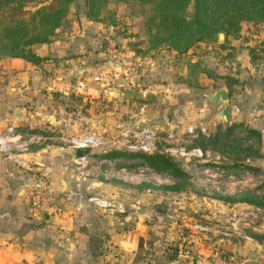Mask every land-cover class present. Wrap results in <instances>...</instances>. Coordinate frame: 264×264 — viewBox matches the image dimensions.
<instances>
[{
    "label": "rangeland",
    "instance_id": "rangeland-1",
    "mask_svg": "<svg viewBox=\"0 0 264 264\" xmlns=\"http://www.w3.org/2000/svg\"><path fill=\"white\" fill-rule=\"evenodd\" d=\"M46 1L24 5L22 14L28 16L29 11ZM84 2L74 0L68 17H87ZM18 12L16 7H6L3 17ZM112 13L113 17H129L128 25L134 26L129 33H136L135 38L129 40L121 37L128 29L122 26L128 22L115 29L93 28L85 41L79 40L83 47L88 46V49L93 50L87 62L89 67L83 73H76L73 69L70 75L73 76L64 91L51 82L52 77L44 81L46 84L37 75L35 80L28 79L27 83L17 85L18 78L13 73L4 74L0 71V96L3 97L0 98V112H13L22 104L9 97L27 95L25 107L35 115H46L40 117V126L36 124L44 132L41 134L46 136L40 140V147L36 150L40 154L46 151L51 154L49 150L55 148L52 154L60 157L61 163L75 154L74 145L79 142L80 136L98 135L101 141L87 150L88 157L94 159L90 175L81 178L78 173L66 170L63 164L60 165L62 173L74 175L77 181L102 177L107 183L97 185L100 190L126 188L132 195L128 206L135 202L134 190L142 191L138 204L143 208L159 210L160 214L165 215L164 222L175 221L184 243H194L197 247L193 248L194 251L206 257V264H211L215 255L230 253L232 243H242L247 239L249 228L264 231V205L254 206L239 200L245 195L261 197L264 194V190L259 188L264 182V138L260 134L249 135L245 129L247 124H252L260 127V131L264 130V61H256L258 57H251V49L259 52L264 45V23H243L242 32L227 36L220 32L219 42L199 43L186 52H174L166 47L148 51L147 64L135 68L133 51L142 50L146 38L141 20L143 10L135 3L124 4L112 0L106 10H102V14L112 17ZM105 35H113L119 41L124 53L122 60L130 64H123L124 68L134 67L127 80L120 79V75L113 76L111 80H96L92 77L96 64L106 60L104 55L94 54L106 49ZM39 45L34 44L32 49L35 50ZM125 46L128 49L125 50ZM47 53L49 62L56 64L59 56L52 50ZM110 66L108 64L104 68ZM50 72V75L54 73L53 76L57 73L54 68ZM135 73L140 75V80L136 81ZM230 74L237 78V82L229 94L231 108L235 109L230 118L232 122L229 123L241 125L236 131L224 136L220 134L219 139L214 140L212 134L216 132L218 135V128L221 131L224 124L218 122L215 126L214 121L209 120L213 116L208 114V102L205 98L200 99L196 90H213L221 86L230 90L225 85V75ZM78 77L84 79V84L78 83ZM221 106L218 105L216 109ZM190 125L194 127L192 131L188 130ZM15 126L19 129L18 124ZM201 127H205V130L201 131ZM145 128L155 131L150 150L140 147L141 141L148 139L141 133ZM30 129L32 127L26 131L31 132ZM75 138L77 140L73 141ZM182 146L186 150L200 147L203 155L182 154ZM247 148L253 153H249ZM129 151L168 153L179 162L185 175L179 177L168 171L155 170L138 158L123 154ZM112 152L117 154L111 155ZM246 163H251L255 168ZM207 165L226 171L218 176L217 170L213 178L202 170ZM233 170H248L255 177L245 180ZM37 173H42V170H37ZM171 185H177V188H168ZM60 186L63 187L60 191L64 192L68 191L65 187L70 185ZM225 196L236 197L237 200L224 199ZM108 200L112 203L109 207L116 206L115 201ZM160 206L165 209L171 207L172 211L166 214ZM249 212L254 215L246 216L245 213ZM145 218L146 222L150 220V216ZM173 242L166 244L169 252ZM230 255L235 259L233 264H249L245 249L242 252L232 251Z\"/></svg>",
    "mask_w": 264,
    "mask_h": 264
},
{
    "label": "crops",
    "instance_id": "crops-1",
    "mask_svg": "<svg viewBox=\"0 0 264 264\" xmlns=\"http://www.w3.org/2000/svg\"><path fill=\"white\" fill-rule=\"evenodd\" d=\"M68 18L69 23L59 26L51 41L40 43L35 47L38 54L46 57L41 64H34L22 57L6 56L0 59V71L4 74L13 73L14 77L18 78L17 85L27 83L28 79L35 80L37 75L41 82L48 81L52 77L51 82L64 91L68 80L73 76H70L73 69L76 73L78 71L83 73L89 67L87 62L93 50L88 49V46L83 47L79 40L85 41V37L93 28L99 26L101 30L112 29L128 22L122 26L128 28L125 30L127 34L121 37L129 40L136 37V33L129 34L134 28L128 25L129 17H119L115 25L89 17ZM111 36L117 40L113 35ZM124 48L128 49L126 46ZM50 50L59 56L56 64L49 62L47 52ZM105 50L94 53L104 55L106 60L99 63L103 66L109 64ZM133 54L132 62L135 68H142L147 64L148 54L144 55L136 51H133ZM123 64L130 65L129 62L124 63V60ZM52 65L57 71L54 76V73L50 75ZM133 68V66L125 67L129 72ZM120 79L125 80V78ZM140 79L139 75L138 80ZM9 99L22 104L13 112H0V132L8 125L18 124L19 129L26 130L32 127L30 133L44 137L36 124L40 126V117L44 118L45 113H40L38 116L28 110L25 107L27 95L21 94ZM234 112L235 109L231 108L230 118ZM208 114L213 116L209 120L214 121L215 126L218 122H222L225 126L232 122L230 119L226 121L217 117L210 110V106ZM221 119L222 121H219ZM224 125L221 130L226 128ZM209 126L212 127L213 124L210 123ZM247 126L257 128L260 132V127L256 125L247 124ZM42 137L38 141L34 139L28 150L21 154L28 158L30 168L24 172H21L11 159L0 154V264L35 261L38 264H206L204 255L199 258L196 254L193 256L189 252H183L184 237L181 236L175 221L164 222L165 215L160 214L159 210L155 211L152 207L143 208L138 204L143 195L142 191L134 190L135 202L132 206H128L127 204H131L129 198L132 195H129L126 188L100 190L97 185L107 183L102 177H89L88 180L77 181L74 175L63 174L60 169L61 158L52 154L55 148L49 150L51 154H47V151L40 154L36 150L40 147V140L44 139ZM37 170L49 174L51 184L58 191L55 209L44 214L35 211L29 204V186L26 180L29 172L37 173ZM60 184L64 187L70 185L68 188L65 187L70 195L60 191L63 188ZM95 194L115 201L116 206L96 205L88 199L90 196H96ZM159 208L165 209L161 206ZM170 211H172L171 207H166L165 213L169 214ZM145 216H150V220L144 221ZM172 240L174 242L169 252L166 244ZM193 244H190L192 249L196 247ZM244 249L249 264L256 262L264 264V241L258 243L247 237L242 243H232L229 248L231 252H242ZM234 261L235 259L232 264Z\"/></svg>",
    "mask_w": 264,
    "mask_h": 264
},
{
    "label": "trees",
    "instance_id": "trees-1",
    "mask_svg": "<svg viewBox=\"0 0 264 264\" xmlns=\"http://www.w3.org/2000/svg\"><path fill=\"white\" fill-rule=\"evenodd\" d=\"M41 1L43 0H0V59L6 56H17L34 64L41 63L46 59L45 56L38 54L32 49L33 45L51 41L56 34V29L69 23L68 14L71 3L74 0H47L34 10L29 11L28 16L22 14L24 11L21 8L24 5ZM110 1L112 0H85V15L91 19L104 21L111 25L117 24L118 17H113V13L112 17L111 15L106 17L105 14L107 13L102 14V10H106ZM115 1L124 4L135 3L142 8V29L146 38L144 39L145 42L143 41L144 47H141L142 50H138V52L141 51L144 55L148 51L161 47H166L174 52H186L199 43L212 44L219 42L220 32H223L225 36L238 34L243 23H264V0ZM6 7H16L19 12L16 15L5 18L3 17V11ZM115 34L117 35L118 33ZM116 41L119 43L118 40ZM251 54L252 59L258 57L256 61H264V45L261 46L259 52L251 49ZM225 76H227L225 85L230 89V94L234 83L237 82V78L231 74ZM239 125L241 123H231L221 131L218 128V135L217 133L212 134L214 136L213 139H219L220 134L224 136L226 133L236 131ZM245 129L249 135L258 136L260 134L257 128L246 126ZM45 133L47 134V131ZM246 150L249 153H253L248 148ZM235 152L238 153V150ZM112 154H117V152H112ZM123 154L136 157L155 170L168 171L179 177L185 175V172L179 166V162L168 153L160 151H129ZM246 165L255 168L251 163H246ZM168 188L176 189L177 185H171ZM259 188L264 190V182L259 185ZM223 198L237 200L236 197L232 196ZM262 199H264V194L261 197L245 195L239 200L250 205L262 206L264 205ZM46 212L48 211L39 213L44 214ZM230 253H222L220 255L232 264L234 257Z\"/></svg>",
    "mask_w": 264,
    "mask_h": 264
},
{
    "label": "built area",
    "instance_id": "built-area-1",
    "mask_svg": "<svg viewBox=\"0 0 264 264\" xmlns=\"http://www.w3.org/2000/svg\"><path fill=\"white\" fill-rule=\"evenodd\" d=\"M105 40L107 42L106 45V54L108 57L109 64L111 65L109 68H104L101 64H96L94 68V72L92 77L96 80H111L113 76L120 75V78H127L129 77V70L125 69L123 66L122 56L124 55L123 50L120 48L118 42L111 36L105 35ZM121 72H120V71ZM137 74V73H135ZM136 77V75H135ZM84 80V79H83ZM82 79H78L79 84H84ZM194 127L190 125L188 127L189 131H192ZM201 131L205 130V127H201ZM141 133L145 134V137L148 139L141 141L140 147L144 150H150L153 147V139L155 135V131L153 129L145 128L142 130ZM260 135L264 138V130L260 131ZM42 137V136H41ZM36 133H30L24 129H17L15 125H8L3 131L0 132V154L4 157L11 159L17 167L20 169L21 172H24L29 168L28 159L25 156H21L22 153L26 152L30 146V144L35 140H39L41 138ZM46 136L42 137L45 138ZM79 142H77L74 147H84L88 148L98 144L101 140L100 137L96 134H85L80 136ZM77 140V138L73 139V141ZM181 153L187 155H203V151L200 147H193L189 150H186L184 146L181 147ZM207 152V151H205ZM63 167L71 172L78 173L81 178H86L90 175L92 170V165L94 166V159L88 157L87 151L85 154L81 156H76L73 154L69 159H66L61 163ZM62 167V166H61ZM208 176L215 178L217 175L222 176L221 172L226 171L222 170L217 166H204L202 169ZM235 172H239L240 176H242L245 180H253L255 174L251 171L244 170L243 172L233 170ZM210 172V173H208ZM234 172V173H235ZM233 177L232 175H229ZM26 181H28L29 186V204L30 206L37 212H45L51 209H55L57 203V196L58 191L53 187L50 182V175L44 173H35L29 172ZM63 194L70 195L69 191H64ZM89 200H92L96 205L100 207H109L112 205L111 201L98 197V196H90L88 197ZM254 215L253 212L245 213V215ZM252 222V220H250ZM247 236V232H246ZM248 237V236H247ZM190 242V241H189ZM188 242V243H189ZM183 252H189L191 255L195 256V254L201 258L202 256L199 253H196L190 244H183L182 245ZM206 258V257H205ZM212 264H229L228 260L221 256L215 255L211 259ZM21 264H38L36 261L32 263L23 262Z\"/></svg>",
    "mask_w": 264,
    "mask_h": 264
},
{
    "label": "water",
    "instance_id": "water-1",
    "mask_svg": "<svg viewBox=\"0 0 264 264\" xmlns=\"http://www.w3.org/2000/svg\"><path fill=\"white\" fill-rule=\"evenodd\" d=\"M139 79V74H136V81ZM197 95L200 99L205 98L210 106V110L217 117L223 118L226 121L230 119L231 105H230V95L226 87H218L213 90H196ZM222 104L218 109L216 107ZM87 148L76 147L75 155L81 156L85 154ZM247 236L252 238L254 241L261 243L264 241V232L255 231L252 228L247 230Z\"/></svg>",
    "mask_w": 264,
    "mask_h": 264
}]
</instances>
